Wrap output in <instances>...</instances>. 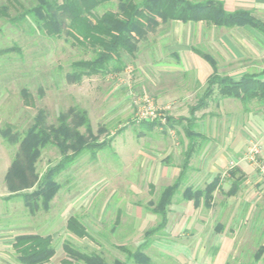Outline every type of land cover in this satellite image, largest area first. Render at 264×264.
Instances as JSON below:
<instances>
[{
	"label": "rangeland",
	"instance_id": "rangeland-1",
	"mask_svg": "<svg viewBox=\"0 0 264 264\" xmlns=\"http://www.w3.org/2000/svg\"><path fill=\"white\" fill-rule=\"evenodd\" d=\"M36 3L37 0H0V11L3 6L7 7L6 16L0 13V128L12 125L15 131L24 134L33 124L39 109L47 112L49 124H57L60 112L78 106L87 111L96 139L108 143L100 149L83 153L59 174L56 180L61 189L49 209H43L41 205L38 212L31 214L24 199L17 197L10 203H1L3 221L0 223L6 224L9 218L6 216L13 209L15 213L9 221L14 228L25 229L13 233L51 235L56 258L64 256L63 243L68 241L81 251L101 254L106 264L126 261V252L118 249L117 245L126 244L133 251V245L141 237L124 241L122 235L130 223L122 214L119 223H115L118 210L124 213L125 205L131 200L141 203L144 213L151 211L162 192L157 186L149 191L148 186L152 180L151 170L159 162L157 154L147 158L140 154V150L153 152L164 139L168 149L174 147L178 151L177 154L173 152L176 160L183 163L189 141L184 133L185 121L182 125L176 124L175 134L165 130V125L158 118L140 120V111L149 101L158 109L160 116H173L176 120L189 117L190 108L198 103L204 91L203 78H198L196 70H190L186 60L179 64L175 57L169 55L171 45L167 37L170 28L161 25L140 42L136 57L126 58L128 66L121 73L85 77L79 84H70L66 74L71 71V63L91 59L95 52L90 47L66 40V35L48 36L29 16L21 19L23 12ZM107 10L118 11V1L103 4L96 12L100 15ZM13 47L16 49L5 51ZM197 49L214 57L220 73L240 67L253 68L252 65L264 67V59L224 61L203 45L197 44ZM23 88L32 94L33 107L24 104L21 96ZM224 99L216 93L209 108L196 113L197 131L205 133L212 129L218 140V135L225 129V118L236 114L242 123L260 111L256 102L245 104L235 99L222 108L220 104ZM161 128L165 129L162 131ZM80 130L84 132L85 128ZM204 145L202 140L193 157L194 166L202 164ZM248 146V159L251 161V149L257 146L260 150V146L255 141ZM17 150L18 145L6 143L0 136V169L11 163ZM92 151L95 157H92ZM60 159L57 147H46L37 162V171L44 173ZM150 200L153 203H149ZM70 216L77 217L86 226L88 238L79 241L68 231ZM155 226H150L149 230L158 227ZM247 239L244 244L247 252L242 255L245 261L251 259L252 252L263 241L258 235ZM252 246H255L254 250H250ZM129 263L134 264V261Z\"/></svg>",
	"mask_w": 264,
	"mask_h": 264
},
{
	"label": "crops",
	"instance_id": "crops-1",
	"mask_svg": "<svg viewBox=\"0 0 264 264\" xmlns=\"http://www.w3.org/2000/svg\"><path fill=\"white\" fill-rule=\"evenodd\" d=\"M215 1L220 2L225 11L229 13L240 10L250 12L252 17L264 26V0ZM169 28L170 33L167 37L171 45L169 55L175 57L179 64L186 60L190 70H196L198 78H203L204 91L214 69L206 59L195 52L197 44L207 47L215 56L219 55L224 61L253 62L264 59V32L253 25L227 28L209 25L205 22L184 23L173 20ZM164 37L166 36L162 38ZM252 67H240L228 73H220L217 64V71L220 75L230 76L236 81L248 74H254L264 81V67L258 68L254 65ZM216 93L219 94L218 90L207 100L205 110L209 108ZM232 99L235 98H225L220 106L227 107ZM255 102L260 111L255 113L251 119L246 118L240 123L236 114L225 118L227 121L223 123L225 129L223 128V132L218 135L220 136L218 140L216 132L212 129L205 133L196 130L198 111L195 113V131L199 134V138L196 140L195 151L179 191L167 207L166 223L147 240L145 236L149 227L159 226L162 218L153 211L155 208L152 207L151 211L144 213L141 203L130 200L125 205L124 213L118 210L115 223H119L120 214L124 215L130 223L129 227L125 228L126 233L122 235L124 241L130 242L135 236L141 239L133 245V251L129 250L126 244L117 245L118 249L122 251L126 249L129 253H133L146 242L141 252L150 259L149 264H264V175L257 164L248 159V144L255 141L260 146L259 160L264 164V103L257 100L251 101V103ZM165 127L166 129L161 128V130L165 129L176 134L177 125L174 127L165 125ZM188 140L186 152L191 143L189 138ZM202 140L205 142L201 155L202 164L194 166L193 157L198 152ZM164 141L163 139L162 144L155 148L157 152L155 149L153 152L140 150V154L147 158H152L157 154L159 159L155 168L151 170L152 180L148 185L149 191L157 186L163 192L179 180L183 171V163L178 162L173 154L174 151L176 154L178 151L174 147L168 149ZM10 165L11 163H8L0 169V205L3 202L10 203L17 197L20 198V196L6 198L11 194L5 181ZM213 182L217 184V187L209 205L205 203L204 198L198 201L184 198L183 194L187 188L204 190ZM233 188L236 189V193L230 195L229 192ZM160 197L155 202V207ZM149 203H153V200ZM14 213L11 209V214L6 216H9L6 224L0 223V264H22L19 261V254L13 247L16 236L21 234L13 232H22L25 229L13 227L9 219ZM1 218L3 215H0V222L3 221ZM254 235H258L263 241L261 240V245L256 247L254 252L250 251L253 253L251 259L245 261L242 258L246 251L244 244L248 241L247 238ZM88 237L78 238L80 241ZM254 249L255 246H252L250 250ZM62 254L64 256L62 258L60 256L59 260L56 258V252L46 264H85L71 259L65 251ZM134 264L141 263L134 262Z\"/></svg>",
	"mask_w": 264,
	"mask_h": 264
},
{
	"label": "trees",
	"instance_id": "trees-1",
	"mask_svg": "<svg viewBox=\"0 0 264 264\" xmlns=\"http://www.w3.org/2000/svg\"><path fill=\"white\" fill-rule=\"evenodd\" d=\"M118 1V11L107 10L97 14V9L108 2ZM7 7L3 6L0 13L6 16ZM31 17L37 27L50 37L66 35V40L80 46L90 47L95 56L88 60H76L71 63V71L66 74L70 84H79L85 77L121 73L128 65L127 57H136L139 44L148 34L159 26L167 28L171 21L205 22L218 27H240L253 25L264 32V26L252 17L248 11H225L222 4L215 0H37L35 6L26 9L21 19ZM16 48H8L11 52ZM195 52L206 59L214 69L209 77L207 87L195 106L190 108V118L181 117L177 120L167 116V126L186 122L184 132L190 139L189 149L185 153L183 171L176 183L166 188L160 197L159 203L153 210L162 218L160 225L146 232V238L155 234L166 223L167 207L173 196L179 191L184 180L190 159L195 151V143L199 134L195 131V113L207 104L215 91L224 98H235L247 104L253 100L264 103V81L254 74L245 75L236 81L230 76L220 75L217 71V62L210 55L199 49ZM21 96L26 106L35 105L33 96L27 88L21 90ZM48 114L39 109L34 117L33 124L20 134L12 125L0 128V136L10 145H18V150L12 159L5 176L9 192L7 199L20 196L31 214L40 210L49 209L51 201L61 189L56 180L60 173L66 170L83 153L104 147L108 142H99L94 133L85 109L73 106L67 111L60 112L57 124L48 123ZM152 124H155L152 123ZM159 124V123H157ZM84 127L85 131L80 129ZM55 146L61 153V159L50 166L44 173L37 171V162L42 151L48 146ZM92 157L95 153L91 152ZM236 174V173H235ZM216 183L208 185L204 190L187 188L184 198L196 201L204 198L209 205ZM32 192H27L29 190ZM236 193L233 188L230 195ZM67 229L74 235L82 238L89 236L86 226L75 216L67 220ZM146 246L143 243L133 253L123 250L127 254L126 261H116L115 264H130L134 261L149 264L150 259L141 250ZM13 247L19 254L22 264H46L56 253L51 235L21 234L16 236ZM63 249L68 257L85 264H106L101 254L87 253L76 249L70 242L63 243ZM262 251V250H261ZM259 255H261L259 253Z\"/></svg>",
	"mask_w": 264,
	"mask_h": 264
},
{
	"label": "built area",
	"instance_id": "built-area-1",
	"mask_svg": "<svg viewBox=\"0 0 264 264\" xmlns=\"http://www.w3.org/2000/svg\"><path fill=\"white\" fill-rule=\"evenodd\" d=\"M140 117L139 119L140 120H144V121H147V120H156L157 118L160 120L159 122L163 123V124H166V117L167 116H164V115H158V109H156L153 104L149 101H147L146 105L143 106V108L141 109L140 111ZM260 153V150L258 149L257 146H254L252 149H251V155H250V160L252 162H254L255 164H257V166L260 168V171L261 173L264 175V164L262 162H260V160L258 159V155Z\"/></svg>",
	"mask_w": 264,
	"mask_h": 264
}]
</instances>
